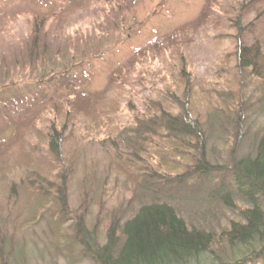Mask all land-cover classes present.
Masks as SVG:
<instances>
[{
	"label": "rangeland",
	"instance_id": "rangeland-1",
	"mask_svg": "<svg viewBox=\"0 0 264 264\" xmlns=\"http://www.w3.org/2000/svg\"><path fill=\"white\" fill-rule=\"evenodd\" d=\"M250 1L254 0H126L120 5L121 11H116L114 15L110 13L112 3H93L87 8H70L59 20L50 21L51 25L47 23V42L50 45L63 48V53L67 51L69 58L74 57L75 61L85 54L91 65L88 89L99 92L112 71L137 56L154 40L165 38L181 27H189L205 6L213 15L191 37V42L168 46L158 54L143 53L136 57V63L126 83H123L125 85L108 91L96 109L78 113V116L70 113L73 111L69 112L66 120L71 139L64 151L65 161L70 159L68 156L72 151L78 150V155L72 161L71 169L58 167L52 171L50 179L59 186L62 180L65 182V188L62 189L61 185V189L67 195L72 217H66L68 222L65 219L59 221L62 227H58L60 224L50 219L52 214L57 216L58 213L47 205L44 208L46 213L38 211L39 216L29 226L23 220L15 235L1 237L7 231L4 227L5 231L0 234V264H93L82 260L76 245L71 242L75 220H83L86 229L95 232L98 240L103 242L113 222L122 223L139 208L151 203L172 206L189 227L211 231L219 238L231 222H240L247 202L231 183L229 175L222 186H219V179L223 173H231L237 163L251 157L257 145L264 141V88L260 81L239 71L237 75L235 71L240 46L236 43L238 32L234 26L235 22L238 24L240 5L248 6ZM25 9L26 12L16 14L6 24L0 25V62L19 55L23 49L22 42L29 38L32 16ZM255 10L247 9L241 27L245 30L248 24H252L248 34L259 38L264 45V24L255 28L259 23L254 20ZM180 32L175 33L179 36ZM180 69L185 71L182 77L178 75ZM4 77L11 79L12 76L0 78ZM187 79L189 82H186ZM14 82L17 89L23 91L26 85L34 87L37 79L36 75H28ZM174 91L177 96L185 93L182 100L186 102V113L201 114L203 153L211 166L220 168L213 175L214 179L207 180L201 175L192 179L188 177L189 180L183 177L187 173L184 170L186 165L178 155L172 154L174 150L161 155L162 151H153L149 147V152L146 149L142 152L143 156L139 153L135 158L143 163L140 167L134 162L128 165L124 158V161L110 165L113 155L104 141V131L90 134V118L103 107L108 109L116 104L118 107L112 127L115 126L117 132L128 129L133 116L128 110L129 101L133 106L130 109L140 112L144 111L149 100H158L167 107L169 100L162 95L172 96ZM220 100H223L224 106L219 103ZM171 110L172 113L177 112L174 108ZM60 116L44 115L37 125L39 134L27 133L24 140L16 142L2 159L0 164L4 171L0 172V208H8L14 202L9 194V181L13 178L17 180L33 167L34 157L38 154L31 152V145L40 147V137L45 134L52 119L57 117L59 124L63 123L65 115ZM72 124H75L74 127L69 128ZM9 136L10 130L7 129L2 137ZM29 152L31 156L25 155ZM40 165L44 167L43 163ZM155 169L159 171L155 172ZM16 187L20 185L16 184ZM22 191L18 192V201L29 202L30 198ZM40 203L37 199L27 206L21 219H32L34 204L42 208L44 203ZM262 210L264 212V203ZM260 246L257 243L254 248ZM216 251L215 264H220L218 258L234 261L248 252L245 248L238 251L226 246Z\"/></svg>",
	"mask_w": 264,
	"mask_h": 264
},
{
	"label": "trees",
	"instance_id": "trees-1",
	"mask_svg": "<svg viewBox=\"0 0 264 264\" xmlns=\"http://www.w3.org/2000/svg\"><path fill=\"white\" fill-rule=\"evenodd\" d=\"M105 2L112 3L110 13L114 15L116 11H121L120 5L126 0H0V25L6 24L16 14L21 15L26 12L25 8L32 16L30 35L22 42L23 49L20 54L16 57L4 58L0 62V74L4 73L0 77L12 76L11 79L0 78V163L16 142L20 139L24 140L27 133L39 134L37 125L44 115L47 113L58 117H61L60 114L65 115L62 124H59L57 117L52 119L45 134L40 137L42 140L40 147L31 145V152L38 154L34 157L33 167L24 171V175L17 180L13 178V181H9L11 185L9 194L14 202L9 204L8 208H0V234L5 231L4 227L7 228L1 237L5 234L15 235L23 220H26V225L29 226L39 216L38 211L46 213L44 208L47 205L52 207L55 213L57 211L58 215L52 214L50 219L55 224L58 222V225L60 224L58 227H62L59 221L65 219L68 222L66 217L71 218L72 212L68 210L67 195L65 190H62L65 188V182L62 180L61 189V185L50 179L52 171L58 167L66 166L71 169L72 161L78 155V150L72 151L68 156L70 159L65 161L64 151L71 139L67 133L66 116L70 111H73L70 112L71 114L78 116V113L83 114L89 109H96L98 102L108 91L125 85L123 83H126V78L136 63V57H140L143 53L158 54L168 46L191 42V37L213 16L209 7L205 6L189 27H181L177 30L181 31V35L178 36L175 31L165 38L154 40L137 56H133L131 60L112 71L101 91L93 92L88 89L91 65L86 60L85 54H81L78 61H75L74 57L69 58L67 51L66 54L63 53V48L58 45L52 46L47 42L49 32L46 28L47 23L55 19L59 20L70 8H87L93 3L105 4ZM256 4L262 6V10ZM247 5L243 3L240 5L238 24L235 22L234 26L238 32L236 43L238 42L240 46L236 54L235 71L236 74L239 71L260 81L261 87L264 88V45L259 38L248 34L252 24H248L245 30L241 27L244 24L245 13L250 8L256 9L254 20L259 23H256L255 28L264 24V0L250 1ZM184 73L185 71L180 69L178 75L182 77ZM15 75L17 78L36 75V85L34 87L26 85L23 91H19L16 87L17 83L14 82L17 79L13 77ZM186 82L189 80L187 79ZM43 85L44 88L41 87ZM162 96L165 100L166 98L169 100L167 104L169 108L158 100H149L145 104L144 111L140 112L135 108L130 109V106H133L129 101L128 110L129 113H133L131 126L128 129H119L118 132L115 126L112 127L118 105L112 104L108 109L103 107L90 118L89 123L93 128H90V134L93 131L95 134L104 131V141L109 145V153L113 155L110 157L112 166L119 160L124 161V158L128 165L134 162L140 167L143 163L135 158L139 153L143 156L142 152L146 149L149 152V147L153 151H162L161 155L172 153L174 150L172 154L178 155L183 165H186L184 170L187 173L183 177L192 179L201 175L207 180L214 179L213 175H216L220 168L211 166L203 153L204 131L200 120L201 114L185 112L186 102L183 103L182 100L185 93L183 96H177V92L174 91L172 96L166 93ZM188 97L190 99V96ZM219 103L224 106L223 100ZM173 108L177 110L176 113H172ZM7 129L10 130V136L2 137ZM79 139L82 138L79 136ZM25 155L31 156V153ZM41 163L44 164L43 168ZM136 167L129 166V168ZM66 169L68 171V168ZM2 171L4 170L0 164V172ZM157 171L159 170L155 172ZM228 175L231 183L238 188L240 195L247 202V208L240 217V222H231L230 227L220 238L211 231L189 227L172 206L166 203H151L139 208L124 222H113L107 229L103 242L98 240L95 232L86 229L83 220L78 219V222L75 220L72 234L74 238L71 242L76 245L81 259L93 264H215L216 250L223 246L236 248L238 251L245 248L248 252L234 261L218 258L221 260H219L220 264H264L262 210L264 141L257 145L251 157L237 163L231 173H223L222 178L219 179V186L223 185V180H226ZM16 184L20 187L17 188ZM20 190L30 198L29 202L18 201ZM37 199L40 204L44 203L42 208L34 204L35 212L32 219H21L26 207L31 206ZM8 224L11 226L9 227ZM257 243L261 246L254 248Z\"/></svg>",
	"mask_w": 264,
	"mask_h": 264
}]
</instances>
